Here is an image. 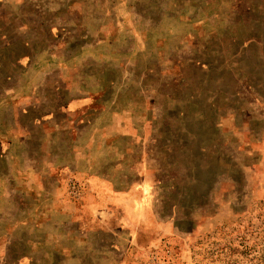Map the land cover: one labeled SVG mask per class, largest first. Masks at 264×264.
<instances>
[{"label": "rangeland", "instance_id": "1", "mask_svg": "<svg viewBox=\"0 0 264 264\" xmlns=\"http://www.w3.org/2000/svg\"><path fill=\"white\" fill-rule=\"evenodd\" d=\"M0 264H264V0H0Z\"/></svg>", "mask_w": 264, "mask_h": 264}]
</instances>
